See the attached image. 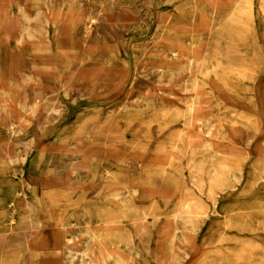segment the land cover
I'll return each mask as SVG.
<instances>
[{"label": "rangeland", "instance_id": "374dc122", "mask_svg": "<svg viewBox=\"0 0 264 264\" xmlns=\"http://www.w3.org/2000/svg\"><path fill=\"white\" fill-rule=\"evenodd\" d=\"M2 88L0 150L12 158L0 157L6 249L23 252L25 201L41 191L24 179L26 160L36 153L31 176L65 179L69 153L80 152L97 158L94 176L71 177L72 207L48 212L79 224L58 252L66 264H95L100 242L123 251L121 264H264V0H0ZM55 106L52 131L28 146ZM62 123L71 124L66 152L45 153ZM187 197L206 216L174 218ZM48 213L33 210L47 231ZM108 213L123 216L122 230L107 228ZM128 234L140 248L131 261Z\"/></svg>", "mask_w": 264, "mask_h": 264}, {"label": "crops", "instance_id": "0c3cea01", "mask_svg": "<svg viewBox=\"0 0 264 264\" xmlns=\"http://www.w3.org/2000/svg\"><path fill=\"white\" fill-rule=\"evenodd\" d=\"M45 117L46 116H44L42 120L38 122V127L40 129H42L41 122L43 121ZM29 137L30 135H28L27 137L28 141H29ZM42 139L43 138L41 137H38V138L34 137L32 145L35 146V144H37L38 142H42L41 141ZM55 142L53 144L45 143L46 146L43 145L42 150L45 151V153H49L51 150L66 152L67 144L63 145L62 144L63 142L57 141V140ZM74 144H75V150H77L76 146L79 143L75 142ZM4 151L6 150H0V157L2 158V160H4L3 159L4 157H6ZM92 151H94V149L91 148L90 152ZM69 155L74 156V160L68 165L65 179L56 177L54 174L51 173L52 171H47L44 176L42 173H38L37 175L31 177L30 181L28 182V186L29 184L32 185L35 182H37L41 186L40 193H38L37 191L34 192L33 203H31L28 200L25 201L24 206L28 213H27V216L23 218L22 223L18 226V230L24 234V238H25L23 241L24 249L22 250L23 251L22 253L28 254V260L26 262H23L20 259V255L22 253H18V252L16 253L14 250L6 249L5 245L9 243L10 239L5 238L2 240V242H0V246L2 248L0 264H51V263L52 264H66L67 260L64 254H61V253L58 254V252H60L59 249H61V247L68 246L73 241L74 235L71 233H69L70 234L69 236L67 235L68 232L70 231L69 228L75 225H79V224L77 222L76 223L74 222L73 224V221L66 222L63 216L54 217L50 215L48 212L51 210L50 208L55 209L58 207H66V206L72 207L73 201L69 199V195L72 193L76 185H75V182H71L72 180L71 177L79 174L80 170H83V169L89 171L92 174V176H94L95 168L93 169V166H95V163L97 161V158L83 157V155L80 152H77V153L73 152L72 154L69 153ZM35 156H36V153H33L32 156L29 158V160H31V165L34 161ZM41 163H42V166L45 165V161L42 160ZM31 165L29 168L30 170H31ZM42 170H43V167H42ZM35 207L42 210L45 216H46V213H48L47 214L48 216L54 217V221H55L54 227L50 228L49 231H47L45 227L47 224H51V223H49L48 221H43L42 219L41 221L38 220V222L34 220L33 210ZM45 208L47 211L44 210ZM65 214H67V212H65ZM70 214L72 215V213ZM105 218H106L105 224L107 225L108 229L114 230V231H120L123 229L124 222L123 220H121L123 218L122 215L108 213L105 215ZM14 225L15 223L12 225V229L16 227ZM127 232H130V231H127ZM49 237L50 239H48ZM127 237L130 238V240H128V244H129V247L131 248V256L126 257L129 260V258H132V257L134 258V256H137L139 254L138 252L140 248L134 243V240L131 239L130 234H128ZM98 239H99L98 237L95 238V240H98ZM100 243L101 245H103L102 242ZM55 251H57V255L56 253H54ZM106 251L107 250L104 246L100 247L101 253H100V256L96 258V260H100L101 264H104L102 263L103 259L105 260L107 259V257L112 258L113 263H114L115 258H116L115 253L116 252L123 253V251L118 248H112L109 252L107 251L108 255L105 256ZM186 257H189V255H187ZM95 264H98V261H96Z\"/></svg>", "mask_w": 264, "mask_h": 264}, {"label": "bare ground", "instance_id": "6f19581e", "mask_svg": "<svg viewBox=\"0 0 264 264\" xmlns=\"http://www.w3.org/2000/svg\"><path fill=\"white\" fill-rule=\"evenodd\" d=\"M241 1V0H240ZM187 7V6H186ZM38 11L40 12V11H42V8L39 6L38 7ZM37 14V13H36ZM26 16V15H25ZM27 17V16H26ZM46 20V19H45ZM186 25V24H185ZM26 26V25H25ZM171 28V27H170ZM14 33V32H13ZM31 33V32H30ZM32 34V33H31ZM28 35L29 37H33L32 35ZM192 39V38H191ZM160 40V39H159ZM173 44V43H172ZM129 52V51H128ZM170 52V51H169ZM219 61V60H218ZM40 62V61H39ZM165 65H167V64H165ZM37 67V66H36ZM43 67V66H42ZM196 67V66H195ZM158 70V69H157ZM162 70V69H161ZM181 70V69H180ZM255 70V69H254ZM53 71V70H52ZM163 72V71H162ZM161 72V73H162ZM32 76V75H31ZM28 77V76H27ZM30 77V76H29ZM38 77V76H37ZM160 77V76H159ZM32 78H33V76H32ZM30 80V79H29ZM27 81V80H26ZM13 82V81H12ZM16 82V81H15ZM41 82V81H40ZM188 82V81H187ZM19 84V83H18ZM21 86V85H20ZM18 88V87H17ZM8 89L9 88H2V89H0V91L2 92V94H4V95H7V92H8ZM64 91V90H63ZM193 91V90H192ZM196 91V90H195ZM65 93V92H64ZM3 95V96H4ZM2 97V96H1ZM7 97V96H6ZM141 99V98H140ZM145 99V98H144ZM5 100V99H4ZM151 100V99H150ZM145 101V100H144ZM148 101V100H147ZM14 102V101H13ZM149 102V101H148ZM199 102V101H198ZM19 104V103H18ZM193 104V103H192ZM200 104V106H203L204 107V103L203 102H200L199 103ZM17 105V104H16ZM198 105V104H197ZM210 105V104H209ZM3 106V105H2ZM18 106V105H17ZM22 106V105H21ZM3 107H5L6 109H12V106H11V104L7 101V102H5L4 103V106ZM37 107V104H36V102L33 104V109H35ZM48 107V106H47ZM76 108V107H75ZM3 109V108H2ZM18 109V108H17ZM203 109V108H202ZM20 110V109H19ZM21 111V110H20ZM32 111H34V110H32ZM113 111V110H112ZM239 112V111H238ZM32 113V112H31ZM231 113V112H230ZM28 114V113H27ZM110 114V113H109ZM232 114V113H231ZM33 115V114H32ZM209 115V114H208ZM222 115V114H221ZM62 116V111H61V109H60V107H53V108H51L48 112H47V115H46V117L43 119V121L41 122V127H42V129H44V126H47L48 125V127H47V130H44V133L40 136V135H38V133L36 134V132H31V131H29L28 133H29V135H30V137H31V139H30V137H29V141H27L28 142V146L29 145H32V143H33V138L34 137H36V138H38V137H41V138H43L44 137V135L46 136V134H49L50 133V131H52V130H50L51 128H52V126H53V128H54V124L55 123H57L58 122V120H59V118ZM223 116V115H222ZM248 117H250L249 115H248ZM221 118V117H220ZM231 118V117H230ZM20 120H21V122H29L30 120H31V118H30V120L28 119V118H24V117H20ZM36 121V120H35ZM198 121H200V120H198ZM216 121H218V122H220L219 120H216ZM17 123V122H16ZM20 123V122H19ZM68 123V122H67ZM70 123V122H69ZM198 123V122H197ZM15 124V123H14ZM34 124V123H33ZM244 124V123H243ZM61 125H63V123L61 124ZM70 126H71V124H69ZM232 125V124H231ZM235 125V124H234ZM64 126V125H63ZM62 126V128H61V126H60V128L56 131V133H53L54 134V140H57V141H61V140H64V137H67V132H66V129H68L67 128V125L66 126H64L63 127ZM29 128V127H28ZM251 128V127H250ZM9 129H12L13 130V124H10L9 125ZM20 129V128H19ZM56 129V128H55ZM252 129V128H251ZM33 130V129H32ZM38 130V129H37ZM50 130V131H49ZM79 130V129H78ZM78 130H74L75 132L73 133V136L74 135H77V132L76 131H78ZM36 131V130H35ZM53 131H55V130H53ZM247 132V131H246ZM256 133V132H255ZM215 134V133H214ZM217 134V133H216ZM70 135V134H69ZM214 136V135H213ZM49 137V136H48ZM51 137V136H50ZM53 137V136H52ZM201 137V136H200ZM217 137V136H216ZM196 138H198V137H196ZM201 139V138H200ZM69 140V139H68ZM43 141H45V140H43ZM47 142V141H46ZM45 142V143H46ZM204 142V141H203ZM203 142H201V144L203 143ZM18 143V142H17ZM24 143V142H23ZM56 143V142H55ZM235 143V142H234ZM20 144V143H19ZM236 144V143H235ZM27 145V144H26ZM203 145H204V143H203ZM198 146H199V144H198ZM239 146V145H238ZM49 147H50V145H49ZM202 147V146H201ZM209 147V146H208ZM25 148V147H24ZM47 149V148H46ZM50 149V148H49ZM233 150H236V149H233ZM20 151V150H19ZM5 152V156L6 157H4L3 159H4V161L5 162H8V164L12 161V158H11V155L9 154V152H6V151H4ZM228 153V152H227ZM235 153V152H234ZM17 154H18V152H17ZM228 154H231V153H228ZM35 155V154H34ZM234 155V154H233ZM227 156V155H226ZM229 156H231V155H229ZM235 156H236V154H235ZM17 157V156H16ZM22 157V156H21ZM234 157V156H233ZM26 158V157H25ZM24 158V159H25ZM23 159V160H24ZM25 161V160H24ZM16 162V161H15ZM200 162V161H199ZM30 165H31V160H26V163H25V167H24V170H23V174L25 175L24 176V178L26 179V181H27V185H28V182L30 181V179H31V177H33V176H31V174H30ZM225 166V165H224ZM181 167V166H180ZM19 168V167H18ZM93 169H94V167H93ZM208 169H209V167H208ZM207 169V170H208ZM245 169V168H244ZM18 170V169H17ZM198 170V169H197ZM15 171V170H14ZM236 171V170H235ZM16 172V171H15ZM21 172V171H20ZM238 172V171H237ZM241 173V172H240ZM254 175V174H253ZM255 176V175H254ZM42 178V177H41ZM112 178V177H111ZM43 180V179H42ZM236 180V179H235ZM258 181V180H257ZM42 182V181H41ZM215 182H217V180L215 181ZM237 182V181H236ZM29 185H31V184H29ZM3 187V186H2ZM109 188V187H108ZM5 189H7V188H5ZM166 189V188H165ZM190 190V189H189ZM5 191V190H4ZM3 192V191H2ZM23 192V191H22ZM18 193V192H17ZM166 193V192H165ZM16 194V193H15ZM173 194V193H172ZM4 195H5V192H4ZM17 195V194H16ZM148 195H149V193H148ZM1 196H3V194L1 195ZM36 196V195H35ZM38 196V195H37ZM4 198V197H3ZM188 198V197H187ZM257 198V197H256ZM194 199V198H193ZM192 198H188V200H187V202H185L184 204H183V208L180 210V211H178L177 212V214H175V216L174 217H176V218H187V219H192V218H194V219H201L202 218V216H206L205 215V213L203 214V215H201L202 213L199 211V210H197V208L198 207H200V204H194L193 205V203L191 204V201L193 200ZM196 200V199H195ZM198 200V199H197ZM196 200V201H197ZM4 201H5V199H4ZM47 201V200H46ZM200 201V200H199ZM6 202V201H5ZM197 203V202H196ZM4 204V203H3ZM2 204V205H3ZM12 204V203H11ZM1 205V206H2ZM43 206V205H42ZM205 206V205H204ZM52 209V208H51ZM5 210V209H4ZM207 210V209H206ZM8 212V211H7ZM240 212V211H239ZM238 212V213H239ZM253 213V212H252ZM231 214V213H230ZM71 215V214H70ZM232 216V215H231ZM11 218H10V225H11V227H12V225L15 223V216L13 215V212H12V215L10 216ZM233 217V216H232ZM240 217V216H239ZM7 218V217H6ZM231 219V218H230ZM184 220V219H183ZM4 221V220H3ZM184 222V221H183ZM194 222V221H193ZM198 222V221H197ZM186 223V222H185ZM189 223H190V221H189ZM189 223H188V225H189ZM8 224V223H7ZM73 224H74V222H73ZM194 224V223H193ZM192 224V225H193ZM196 226V225H195ZM242 226V225H241ZM196 228V227H195ZM66 229V228H65ZM70 229V228H69ZM67 230V229H66ZM186 230V229H185ZM190 230H191V228H190ZM196 230V229H195ZM194 233V232H193ZM85 234V233H84ZM108 236V235H107ZM184 237H185V241H193L194 239H193V236H192V234H191V232L188 230V231H186L185 232V234L183 235ZM69 238H71V237H69ZM89 238V237H88ZM110 238V237H109ZM226 240V239H225ZM217 242V241H216ZM164 243V242H163ZM191 243V242H190ZM134 244V243H133ZM189 245V244H188ZM103 246V245H102ZM135 246V245H134ZM182 246V245H181ZM194 247H195V245H194ZM182 248V247H181ZM180 248V249H181ZM191 249V248H190ZM220 249V248H219ZM177 250H178V248H177ZM182 250V249H181ZM146 251V250H145ZM148 251V250H147ZM182 251H184V249L182 250ZM186 251V250H185ZM89 252V251H88ZM94 252V251H93ZM101 253V252H100ZM112 253V252H111ZM186 254H187V252H186ZM39 255V254H38ZM57 255V254H56ZM97 255V254H96ZM115 255H116V258H115V261H114V263L113 264H121V260H123L124 259V257H123V254L121 253V252H116L115 253ZM180 255V254H179ZM188 255V254H187ZM191 255V254H190ZM81 256V255H80ZM214 256V255H213ZM175 257V256H174ZM180 257H182V255L181 256H179V258ZM103 258V257H102ZM101 258V259H102ZM110 258V257H109ZM184 258V257H183ZM91 259V258H90ZM133 259V257L132 258H129V261H131ZM163 259V258H162ZM171 259V258H170ZM98 261V260H97ZM104 261V260H103ZM96 263V262H95ZM102 263H104V262H102ZM52 264V263H51Z\"/></svg>", "mask_w": 264, "mask_h": 264}]
</instances>
